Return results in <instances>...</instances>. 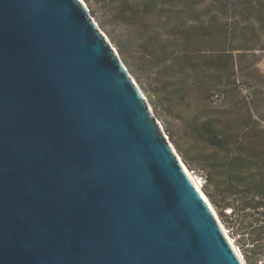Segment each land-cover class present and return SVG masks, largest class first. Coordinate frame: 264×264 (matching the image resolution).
I'll list each match as a JSON object with an SVG mask.
<instances>
[{"label":"water","instance_id":"95a60500","mask_svg":"<svg viewBox=\"0 0 264 264\" xmlns=\"http://www.w3.org/2000/svg\"><path fill=\"white\" fill-rule=\"evenodd\" d=\"M0 264H243L82 0H0Z\"/></svg>","mask_w":264,"mask_h":264},{"label":"rangeland","instance_id":"374dc122","mask_svg":"<svg viewBox=\"0 0 264 264\" xmlns=\"http://www.w3.org/2000/svg\"><path fill=\"white\" fill-rule=\"evenodd\" d=\"M82 2L206 197L193 163L198 150L213 151L202 124L215 126L232 152L264 153V0H129L138 10L128 21L115 15V2Z\"/></svg>","mask_w":264,"mask_h":264},{"label":"trees","instance_id":"16d2710c","mask_svg":"<svg viewBox=\"0 0 264 264\" xmlns=\"http://www.w3.org/2000/svg\"><path fill=\"white\" fill-rule=\"evenodd\" d=\"M104 2H115V15L123 21L134 18L138 10L129 0ZM207 126L211 128L206 130ZM200 128V132L208 133L213 149L208 153L198 150L193 162L204 179L203 190L227 219L246 264H264V153L256 154L251 148L232 152L230 143L215 126L205 122ZM182 156L184 162L193 167L186 156Z\"/></svg>","mask_w":264,"mask_h":264},{"label":"bare ground","instance_id":"6f19581e","mask_svg":"<svg viewBox=\"0 0 264 264\" xmlns=\"http://www.w3.org/2000/svg\"><path fill=\"white\" fill-rule=\"evenodd\" d=\"M143 94V93H142ZM144 96V95H143ZM145 97V96H144ZM146 99V98H145ZM147 100V99H146ZM148 102V101H147ZM149 104V103H148ZM150 109L151 106L149 105ZM152 110V109H151ZM157 120V119H156ZM159 127L161 128L163 135L165 137V139L168 141L169 145L171 146L172 150L176 153V151L174 150V148L172 147L171 143L169 142L168 138L166 137L163 128L161 126V124L159 123V121L157 120ZM177 158L179 159L180 163L182 164V166L184 167L185 171L187 172L188 176L190 177V179L192 180L193 184L195 185V187L197 188L198 192L201 194V196L203 197V199L205 200V202L208 204L211 212L213 213L214 217L216 218L217 222L219 223L221 229L223 230L225 236L227 237L229 243L231 244L232 248L235 250V252L237 253L238 257L241 259V261L244 263L243 259H242V255L239 252V250L237 249V247L234 245L233 241L231 240V238L228 236L226 229L224 228V226L222 225L221 221L219 220L217 213L215 212L214 208L212 207V205L210 204L209 200L207 199V197L204 195L202 189H201V184L196 180V178L190 173V171L186 168V166L183 164V162L181 161L180 157L177 155Z\"/></svg>","mask_w":264,"mask_h":264}]
</instances>
